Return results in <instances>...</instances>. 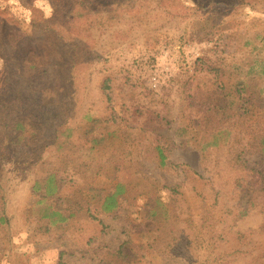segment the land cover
I'll list each match as a JSON object with an SVG mask.
<instances>
[{
    "label": "rangeland",
    "instance_id": "obj_1",
    "mask_svg": "<svg viewBox=\"0 0 264 264\" xmlns=\"http://www.w3.org/2000/svg\"><path fill=\"white\" fill-rule=\"evenodd\" d=\"M260 33L264 0H0V83H26L22 103L0 97V185L14 215L12 227L0 225V264H127L129 253L139 264H264V161L256 145L227 146L228 137L209 147L206 127L226 103L201 62H235L246 77L262 43L242 42ZM93 127L105 140L92 151L84 136ZM163 145L180 169L146 163L145 180L137 172L148 148ZM100 170L134 178L141 196L99 211L100 222L80 216L37 234L47 205L33 192L37 175L87 191Z\"/></svg>",
    "mask_w": 264,
    "mask_h": 264
},
{
    "label": "trees",
    "instance_id": "obj_2",
    "mask_svg": "<svg viewBox=\"0 0 264 264\" xmlns=\"http://www.w3.org/2000/svg\"><path fill=\"white\" fill-rule=\"evenodd\" d=\"M221 6V5H220ZM236 33H230V42L237 40ZM208 39L214 37L212 34L205 35ZM243 40L245 37L242 38ZM262 43V46H255L253 51L259 53L253 58L250 63V73L246 77H241L237 73V63L224 61H207L201 62L206 67V74L213 76L214 84L220 89L222 96L225 97L224 118L218 121L216 124L206 127L210 129V136L213 138V143L209 144V147L217 148L218 142L222 141L223 137H228L227 146L231 145V141H236L234 146L248 149L256 145L255 150L259 152V156L264 161V111L256 108V102L258 97L264 93V57L261 56L262 49H264V33L257 34L252 40H246L242 42V47L250 48L255 43ZM229 47V45H227ZM0 59L7 66L5 61L7 58L4 55H0ZM254 63V64H253ZM255 71H258L259 75H254ZM28 85V84H27ZM26 87V83L18 81V78H14L10 81V85L7 83H0V97L2 101L10 104L14 102H23V91ZM5 91L7 93H5ZM6 96V97H5ZM25 101V100H24ZM99 122H94V125H98ZM8 126V125H7ZM18 129H22L23 126L17 125ZM247 126V127H246ZM255 126L261 131L255 132ZM109 129L107 126L104 130ZM94 127L84 136L85 145H90L91 150L96 149L97 145L101 146L105 140V133L95 135ZM1 134V133H0ZM247 135V136H245ZM251 136L253 140L243 145L242 142L246 141L248 136ZM245 137V138H244ZM92 145L93 148H92ZM234 147V148H235ZM11 148L9 146L3 147L2 152L7 156L10 155ZM137 157H141L138 155ZM148 158L145 159V165L138 171L137 174L145 180L149 178L145 175L148 172L146 169V163L154 166V172H174L180 169L176 165L169 163V157L166 153L165 146H152L148 148ZM235 164L240 165L242 160V154L238 151H234ZM133 161H131L130 164ZM188 169V167H185ZM93 185L86 191V185L75 186L72 190H68L64 185V179L55 173H50L45 179L43 176L37 175L33 192L38 195L42 201H47L46 210L41 211L42 217L37 220L36 233L41 235H51L54 229L61 230L63 224L70 223L80 216L88 217L89 219L100 222L99 211L102 213H114L119 209L123 202L133 199L136 195L141 194L136 192V181L131 178L129 182L125 183L120 181L119 178L112 176V172L95 171L93 174ZM42 183V181H45ZM98 182V183H97ZM160 188L159 183L151 182L150 185H145L142 190L146 195H153L152 193ZM173 194H178L176 189L167 187ZM144 193V194H145ZM143 195V194H142ZM89 199L87 203L85 199ZM0 201L2 203L0 214V225L5 226L8 229L12 227L14 215L10 213L8 193L0 185ZM159 201V199L157 200ZM158 203V202H156ZM95 204L97 208L93 209L90 205ZM154 207L151 212V218L154 220L158 217V209ZM264 208V206H263ZM189 219H186L188 221ZM185 221V220H184ZM103 226V223H100ZM175 233V232H174ZM177 234V233H176ZM178 237V235H177ZM11 239V238H10ZM131 251V249H130ZM127 264H139L138 259L131 253L127 255Z\"/></svg>",
    "mask_w": 264,
    "mask_h": 264
},
{
    "label": "clouds",
    "instance_id": "obj_3",
    "mask_svg": "<svg viewBox=\"0 0 264 264\" xmlns=\"http://www.w3.org/2000/svg\"><path fill=\"white\" fill-rule=\"evenodd\" d=\"M8 3L9 4H16L17 3V0H8ZM54 9L52 8L51 4H48L47 5V11H46V17L47 18H50L52 13H53Z\"/></svg>",
    "mask_w": 264,
    "mask_h": 264
}]
</instances>
